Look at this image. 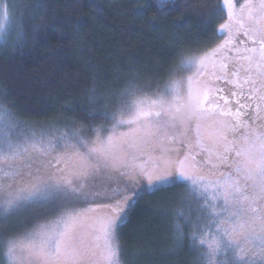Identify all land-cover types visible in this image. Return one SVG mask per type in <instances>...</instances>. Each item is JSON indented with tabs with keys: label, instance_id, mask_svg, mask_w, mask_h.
<instances>
[{
	"label": "snow or ice",
	"instance_id": "1",
	"mask_svg": "<svg viewBox=\"0 0 264 264\" xmlns=\"http://www.w3.org/2000/svg\"><path fill=\"white\" fill-rule=\"evenodd\" d=\"M175 3L156 7L166 15ZM216 12L223 41L181 60L191 75L151 95L129 81L115 110L112 93L86 89L93 107L80 111L100 124L47 139L0 102V264H120L115 235L130 211L179 184L199 215L183 201L174 210L178 248L190 240L197 264H264V0H222ZM23 41L0 0V50Z\"/></svg>",
	"mask_w": 264,
	"mask_h": 264
},
{
	"label": "trees",
	"instance_id": "2",
	"mask_svg": "<svg viewBox=\"0 0 264 264\" xmlns=\"http://www.w3.org/2000/svg\"><path fill=\"white\" fill-rule=\"evenodd\" d=\"M6 2L24 41L0 50V102L22 128L38 134L102 123L80 111L93 107L86 89L112 93L107 108L129 81L152 92L182 58L215 48L227 18L216 12L221 0H191L196 12L189 0H176L166 15L156 5L171 6V0H44L43 9L30 13L35 0ZM185 199L180 184L139 199L117 232L122 264H197L191 241L178 248L173 229L174 210L190 203Z\"/></svg>",
	"mask_w": 264,
	"mask_h": 264
},
{
	"label": "rangeland",
	"instance_id": "3",
	"mask_svg": "<svg viewBox=\"0 0 264 264\" xmlns=\"http://www.w3.org/2000/svg\"><path fill=\"white\" fill-rule=\"evenodd\" d=\"M221 2H222V0H221ZM10 14H11V12H10ZM226 14V13H225ZM12 18V17H11ZM223 41V38L221 39V41H220V43ZM212 50V49H211ZM211 50H208V51H206V52H210ZM205 52H201V53H198V54H194V55H190V56H186V57H184V58H182V59H185V58H190V57H192V58H194V57H197V56H199V55H202V54H204ZM181 59V60H182ZM181 60L179 61V64L181 63ZM179 64L177 65V69L175 70V72L173 73V75L166 81V82H164V83H162L157 89H155V90H153L152 92H145V93H147V94H149V95H151V94H154V93H156L158 90L159 91H162L163 90V88H164V86L165 85H167L171 80H173V79H178V78H181V77H186V76H188V75H191L192 73L191 72H182V71H180L179 70ZM193 71H194V69H193ZM116 107H117V105H116V103L113 105V106H111V107H108L110 110H115L116 109ZM111 121H109L107 124H106V127L107 128H111ZM123 130H125V129H120V131H123ZM43 133V135L47 138V139H52V138H55L56 136H58L59 134H60V132H57V131H48V132H42ZM46 133H48V134H46ZM28 134L29 135H31L32 134V132H30V131H28ZM37 136H39V135H41V134H38V133H35ZM181 185V187H182V191L184 192V193H186V199H185V201L187 202V200L192 204V208H193V211H194V214L196 215L195 217L197 218V216L199 215V212L197 211V209H198V204H197V202L193 199V197L192 196H190L189 195V190L183 185V184H180ZM136 187H138V186H136ZM128 195H131L132 194V192H131V190H129V192L127 193ZM202 203V202H201ZM22 214L24 215V216H28V217H31L33 220H35V215L32 213V211L31 210H22ZM196 218H194L195 219V221H196ZM194 221V222H195ZM190 228V231L189 232H191L193 229L191 228V227H189ZM26 230V225H21V226H18L16 229H15V232H17V233H22V232H24ZM117 232H118V230H117ZM115 244H117L118 245V247H119V243H118V238H117V233H116V235H115ZM92 243L93 244H95V243H100L101 244V246L103 245V241L101 240V241H92ZM0 251H2V250H0ZM99 252H100V249H97V253H98V255H99ZM119 254H120V250H119ZM120 264H122V261H121V258H120Z\"/></svg>",
	"mask_w": 264,
	"mask_h": 264
}]
</instances>
